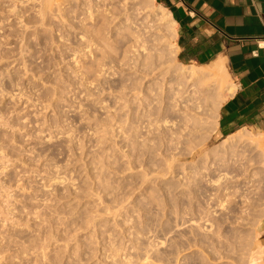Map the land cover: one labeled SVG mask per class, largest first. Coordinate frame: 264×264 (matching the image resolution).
Returning a JSON list of instances; mask_svg holds the SVG:
<instances>
[{"label": "rangeland", "instance_id": "obj_1", "mask_svg": "<svg viewBox=\"0 0 264 264\" xmlns=\"http://www.w3.org/2000/svg\"><path fill=\"white\" fill-rule=\"evenodd\" d=\"M102 2L0 0V264H264L263 157L208 137L229 72L200 108L176 38Z\"/></svg>", "mask_w": 264, "mask_h": 264}, {"label": "crops", "instance_id": "obj_2", "mask_svg": "<svg viewBox=\"0 0 264 264\" xmlns=\"http://www.w3.org/2000/svg\"><path fill=\"white\" fill-rule=\"evenodd\" d=\"M155 2L177 24L182 65L226 63L234 91L220 108L215 131L226 138L245 129L264 133V0ZM260 234L264 245V220Z\"/></svg>", "mask_w": 264, "mask_h": 264}, {"label": "bare ground", "instance_id": "obj_3", "mask_svg": "<svg viewBox=\"0 0 264 264\" xmlns=\"http://www.w3.org/2000/svg\"><path fill=\"white\" fill-rule=\"evenodd\" d=\"M96 2H97V0H95ZM102 1V0H101ZM101 1L99 0V2L101 3ZM141 1V2H140ZM134 0V11H136L137 13L139 12V14L141 15V16H143V18L142 19H144V22L148 25V28H149V30H150V32H153V34H154V36H157V40H154V42H155V44L157 45V46H159V47H162L163 46V43H162V38L163 39H165V36H170V37H172L173 38V40H174V38H176V36H177V34H176V27H177V24H176V22L173 20V18H172V15L164 8V7H162V6H160V5H157L156 4V2H155V0H146L145 2H143L144 0ZM103 2H104V0H103ZM102 2V3H103ZM143 3H147L146 4V6L145 5H143ZM132 4V5H133ZM137 6V7H136ZM132 10V11H133ZM162 34V38L161 37H159L160 35ZM161 39V40H160ZM170 39V38H169ZM160 55L161 56H163L164 55V51L163 50H160ZM164 62H162L161 60H159L158 62H157V64H156V66H155V68H153V69H151L150 71L149 70H145V73H146V77L145 78H149V77H151V76H155V75H159V77H161V75H163V74H166L168 71H167V69L166 68H164ZM182 68V67H181ZM167 71V72H166ZM142 72V71H141ZM165 72V73H164ZM228 69H227V67H226V63H225V61L223 60V59H218V60H216V61H214L213 63H211V64H208V65H200V66H196V67H192V66H189V67H186V66H183V68H182V70H181V74L182 75H184L185 77H186V79L187 80H189L190 82H188V83H190V85H189V88L194 92V94L192 95V97H193V100H195V101H197V100H199V101H201V100H205V102H201V107L200 108H202V106L203 105H205L206 104V102L208 101V100H210V98H209V95H210V93L212 92V91H214V90H217L218 88H220V87H222V82H221V79H219L221 76H227V74H228ZM141 75V74H140ZM151 75V76H150ZM142 76H143V74H142ZM141 76V78H143ZM149 76V77H148ZM159 77H157L155 80H157ZM145 78H143L144 80H145ZM142 79V80H143ZM151 79H152V77H151ZM143 80V81H144ZM147 80H149V79H147ZM148 82V81H147ZM149 83V82H148ZM146 87V86H145ZM134 91H135V89H133ZM137 90V89H136ZM142 91V90H141ZM140 90H139V92H141ZM233 91H234V86L233 87H229L228 88V93H229V95H232V93H233ZM130 92V91H129ZM138 91H136V93H137ZM138 92V93H139ZM135 92H132L131 94L133 95V94H136ZM138 93H137V95H138ZM144 93H145V91L143 90V94H141L140 93V95L139 96H137V97H134L133 98V100L132 101H134V99L135 100H137V104H139V106H141L142 104H143V102H144V100L146 99V97L144 98ZM133 96H135V95H133ZM132 99V98H131ZM136 102V101H135ZM187 114H188V112H186ZM163 121V120H162ZM164 122L165 123H168V122H170V120L169 121H167V119H166V121H165V119H164ZM174 122V121H173ZM175 124H174V126H173V123H172V121H171V123L170 124H172V128L173 127H175V125H176V122H174ZM165 125V124H164ZM180 125V124H179ZM171 127H167V130H168V128L170 129ZM182 126H180L179 128H181ZM186 127V126H185ZM184 127V128H185ZM178 128V127H177ZM178 128V129H179ZM183 127L181 128V131L180 132H182L183 130L182 129H184ZM186 130H188L187 131V133H189V135H191V133L194 131V129L193 128H191V127H189L188 129L187 128H185ZM166 130V131H167ZM174 130V129H173ZM177 129H175V131H176ZM185 130V131H186ZM215 130H216V127H215V129L210 133V135L208 136V137H210L214 132H215ZM175 131H173L174 133H175ZM176 132H178L180 135H181V133L177 130ZM183 133H186V132H182V135H184ZM177 134V133H176ZM164 135V134H163ZM162 135V136H163ZM181 135V136H182ZM188 135V134H187ZM166 136V135H165ZM168 136V135H167ZM166 136V137H167ZM170 136V135H169ZM168 136V138H170L171 139V137H169ZM174 136H177V135H174ZM179 136V135H178ZM177 136V137H178ZM164 137V136H163ZM163 137H162V140H163ZM184 137L185 138H187L186 137V135H184ZM184 137L182 136V137H178V141L177 142H179V138L181 139V138H183L184 139ZM208 137H205V138H203L202 140L205 142L206 140H207V138ZM165 139V138H164ZM167 139V138H166ZM165 139V141L168 143V141ZM173 139V138H172ZM188 139V138H187ZM169 140V139H168ZM171 141V140H170ZM176 141L174 142V140L173 141H171V143L172 142H174V143H176ZM163 142H164V140H163ZM181 142H184V144H186V142H185V140H181ZM179 143L180 145H179V147H181L182 145L181 144H183V143ZM188 142V141H187ZM165 143V142H164ZM170 143V142H169ZM200 144H201V146L204 144V143H201V142H199V145H197V147H199L200 146ZM223 145L222 146H224V148H223V151H224V149H225V147L227 148V150L228 149H231L232 147L234 148L236 145H240V146H242L243 148H247V150H251V151H258V152H260V156H262L263 157V159H262V161H261V163L262 164H264V138L262 137V138H259V137H257L256 135H254V134H251V133H246V132H239V133H235L234 135H231L230 137H227L225 140H224V142L222 143ZM167 145V144H166ZM174 145V147H171V146H173ZM175 144H170V146H167V148L168 147H171V148H175ZM178 147V149H180ZM183 147H185V146H183ZM218 147V146H217ZM220 147V146H219ZM218 147V148H219ZM166 148V149H167ZM177 148V147H176ZM222 148H219L217 151H218V153H219V151H220V149H221V151L220 152H222ZM173 149H171V150H173ZM194 149V148H193ZM198 148H196V150H197ZM217 149V148H216ZM215 149V150H216ZM174 150H176L177 151V149H174ZM172 151L173 152V154H174V152H176V151ZM180 150H182V148L180 149ZM195 150V149H194ZM195 150V151H196ZM168 151H170L169 149H168ZM167 151V152H168ZM182 152V151H181ZM194 151H192L191 152V155H193L192 153H193ZM212 152H214V151H212ZM216 152V151H215ZM218 153H217V155H218ZM242 153V152H241ZM244 153H246V152H244ZM243 153V154H244ZM172 154V155H173ZM213 154V156H215L216 157V153H212ZM243 154H241V156H243ZM248 154H250V153H248ZM180 155V154H179ZM246 155V154H245ZM176 156V155H175ZM212 155L208 152L207 153V155L203 158V160L204 161H206V160H210L211 158H215V157H211ZM255 156V155H254ZM174 157V156H173ZM253 157V156H252ZM180 158V157H179ZM255 158V157H254ZM174 159H175V157H174ZM252 159L253 158H251L250 159V162L252 161ZM176 160V159H175ZM201 160H202V158H201ZM249 160V159H248ZM171 161V160H170ZM178 161V160H177ZM254 161H255V159H254ZM253 162V161H252ZM208 164V161H206L205 162V164L204 165H207ZM225 174H228V173H225ZM230 174V173H229ZM229 174H228V176H229ZM230 175H232V173L230 174ZM224 176V175H223ZM223 176H220V179H221V181H220V183L221 182H224V180H228L227 182L229 183V182H236V178L234 179V177H235V175H233L232 177H226L227 179H223ZM226 176V175H225ZM232 178L234 179L233 181H232ZM230 180V181H229ZM227 182H225V183H227ZM216 183V182H215ZM224 183V184H225ZM233 186V185H232ZM232 186H230V187H232ZM233 188H234V186H233ZM231 189V188H230ZM226 190V189H225ZM229 189H227L226 191H228Z\"/></svg>", "mask_w": 264, "mask_h": 264}]
</instances>
